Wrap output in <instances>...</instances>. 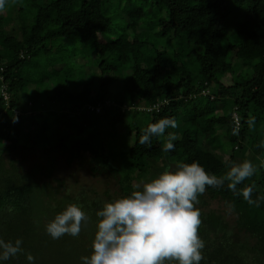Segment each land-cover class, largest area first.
<instances>
[{"label": "trees", "instance_id": "obj_1", "mask_svg": "<svg viewBox=\"0 0 264 264\" xmlns=\"http://www.w3.org/2000/svg\"><path fill=\"white\" fill-rule=\"evenodd\" d=\"M24 1L32 8L6 5L0 13V237L22 239L24 250L6 264H28L26 253L35 264H62L49 257L48 240L31 242L39 227L36 203L40 227L76 203L89 217L81 230L96 232L104 203L130 195L170 164L198 161L222 177L232 164L251 160L256 172L237 188L255 185L252 199L264 196V0ZM33 55L42 56L45 67L59 65L55 72L63 62L70 65L53 97L27 92L23 76ZM219 98H229L225 116L214 107ZM163 117H174L177 127L153 136L151 147L139 144L142 130ZM249 117H255L252 127ZM168 132L177 139L165 153ZM36 150L50 162L58 153L70 162L83 151L91 172L112 173L119 190L72 182L56 197L50 181L23 177L7 155ZM227 183L206 186L198 196V234L205 242L200 264H264V200L249 204ZM213 199L229 205L232 221L209 207Z\"/></svg>", "mask_w": 264, "mask_h": 264}, {"label": "clouds", "instance_id": "obj_2", "mask_svg": "<svg viewBox=\"0 0 264 264\" xmlns=\"http://www.w3.org/2000/svg\"><path fill=\"white\" fill-rule=\"evenodd\" d=\"M7 3L8 0H0V13L5 11ZM234 115L237 113L232 112L233 122ZM246 122L252 127L255 117H249ZM176 127L174 117L149 123L142 130L139 144L151 147L153 136L162 137L166 129ZM238 133L237 123L232 134ZM176 139L174 132H168L163 152L173 150ZM255 172L251 160L232 164L222 177L208 173L198 161L180 164L175 170L166 169L142 187L135 185L136 190L130 195L104 203L96 212L99 219L91 255L80 259L83 264H200L205 242L198 234L201 224L200 209L196 207L198 196L205 192L206 186L219 187L227 181L229 190L258 206L264 196L252 199L255 185L237 188ZM88 220L82 206L72 203L45 225V231L54 240L65 234L77 237L82 221ZM22 243L20 238L13 242L0 237V264L23 252ZM26 260L35 264L31 253H26Z\"/></svg>", "mask_w": 264, "mask_h": 264}, {"label": "rangeland", "instance_id": "obj_3", "mask_svg": "<svg viewBox=\"0 0 264 264\" xmlns=\"http://www.w3.org/2000/svg\"><path fill=\"white\" fill-rule=\"evenodd\" d=\"M27 2H18L17 0H8L6 5H9L11 9H18L19 7L24 8ZM26 8H32L30 2L27 4ZM117 9L115 8V12L112 9L109 12L110 16L115 17L117 13ZM151 12L156 11V7H149L148 8ZM6 15V13H4ZM26 22H30L27 20ZM61 46L69 50L70 45L66 43H62ZM61 47V48H62ZM61 54L64 52L61 50ZM53 58V57H52ZM56 62H59L58 59H54ZM42 61L41 63H39ZM45 59L43 57H39V55H33L27 61V69H25V74L23 77L29 79V84L27 86V92L37 90L38 93H41V90H45L47 93L46 98L48 96L53 97L55 91H59L62 87L63 83V76L65 72H69L70 65L66 62H63L61 67V71L55 72L52 67L57 68L58 66H51L45 67ZM70 63V60L69 62ZM89 63H86L85 66H88ZM51 78H49V77ZM46 78L45 81L39 80L41 78ZM77 78H73L75 81ZM68 87L71 84L67 83ZM73 86L74 82H73ZM214 91V88H211ZM44 94V93H43ZM214 107L217 109L216 111L221 115H227L231 111V105L229 103V98H219L214 102ZM226 128V126H224ZM223 151L226 155L231 152V145L226 144L224 145ZM248 153H244V155ZM10 159L15 160L16 165L19 169V172L23 177L32 175L35 180H46L50 181L52 191L51 194L55 195L56 197L61 198L63 195V185H68V183L78 182L81 185H93L97 190L103 191L105 189H110L111 192L118 191L116 184V179L110 172L104 173H92L89 169V163L86 161L87 154L85 152H81L80 157L73 158L70 162L68 159V154L66 153H58L54 159L50 162L48 160V156L44 155L41 151H31L26 155H9L7 154ZM6 155V157H7ZM241 155H243L241 153ZM52 156V155H51ZM85 157V158H84ZM5 166L9 168V162L7 158H5ZM52 163V164H50ZM7 168V169H8ZM175 165L170 164L169 169H174ZM76 180V181H75ZM60 189L61 191H59ZM51 190V189H50ZM34 206L36 222L39 227H37V232L32 235L31 242L32 244H41L42 241L48 240L49 243L53 244V250L49 254V257H53L54 261L57 263L62 264H83L80 257L82 256H90L92 252V241L95 236V232H88L86 230H81L80 234L76 237V239L71 236V238H67L66 235L61 236L59 239H52L45 231V225L50 221V219L40 227L39 222L43 219H38V203ZM209 207L220 211L222 214L226 213V218L229 221L234 219V215L230 210L229 205L224 203L222 200L213 199L209 202ZM45 209L42 208L40 212H43ZM39 220V222H38ZM62 244H60V242ZM44 257V256H43Z\"/></svg>", "mask_w": 264, "mask_h": 264}, {"label": "built area", "instance_id": "obj_4", "mask_svg": "<svg viewBox=\"0 0 264 264\" xmlns=\"http://www.w3.org/2000/svg\"><path fill=\"white\" fill-rule=\"evenodd\" d=\"M0 70H2V68L0 69ZM1 78V77H0ZM5 97H8L7 95L5 96ZM234 125H235V127L237 126V123H238V125H239V118H238V116L237 115H234Z\"/></svg>", "mask_w": 264, "mask_h": 264}]
</instances>
